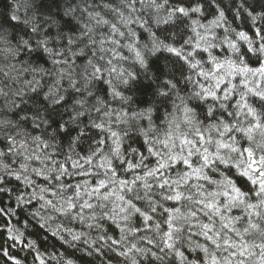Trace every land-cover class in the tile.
<instances>
[{"label": "trees", "instance_id": "trees-1", "mask_svg": "<svg viewBox=\"0 0 264 264\" xmlns=\"http://www.w3.org/2000/svg\"><path fill=\"white\" fill-rule=\"evenodd\" d=\"M263 62L264 0H0V264H264Z\"/></svg>", "mask_w": 264, "mask_h": 264}, {"label": "rangeland", "instance_id": "rangeland-1", "mask_svg": "<svg viewBox=\"0 0 264 264\" xmlns=\"http://www.w3.org/2000/svg\"><path fill=\"white\" fill-rule=\"evenodd\" d=\"M252 74L251 75H256V74H263L264 75V62L262 63V65L258 68V69H254V70H251L250 71ZM248 169H249V173L250 175H253L257 178L260 177V171L257 167V164H256V161H250V163L248 164ZM165 171H166V168H163V171H162V176H165ZM163 182H158L157 180H153V184L157 187V188H162V187H171V186H164V185H167L166 184V181L164 179H162ZM144 184V182L142 183Z\"/></svg>", "mask_w": 264, "mask_h": 264}]
</instances>
